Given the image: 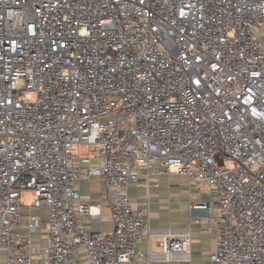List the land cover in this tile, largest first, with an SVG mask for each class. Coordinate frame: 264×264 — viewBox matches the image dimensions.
Wrapping results in <instances>:
<instances>
[{
	"label": "built area",
	"instance_id": "1",
	"mask_svg": "<svg viewBox=\"0 0 264 264\" xmlns=\"http://www.w3.org/2000/svg\"><path fill=\"white\" fill-rule=\"evenodd\" d=\"M163 174L206 185L211 262L264 264V0H0L5 264L189 261L186 228L136 250L156 230L127 187Z\"/></svg>",
	"mask_w": 264,
	"mask_h": 264
},
{
	"label": "crops",
	"instance_id": "2",
	"mask_svg": "<svg viewBox=\"0 0 264 264\" xmlns=\"http://www.w3.org/2000/svg\"><path fill=\"white\" fill-rule=\"evenodd\" d=\"M92 161H95L91 154ZM86 165H83V168ZM150 186L146 180L141 178L137 184L127 187V194L135 207L141 208L148 213L149 224L156 230L151 237L143 236L136 250L151 248L157 250V241L160 231L167 228H186L191 234L190 260L186 262H153L152 264H219L209 260L210 253L214 247L216 228L204 220L194 216L189 210V203L207 199V187L204 183L198 184L194 180L177 174L151 175ZM153 184H157L156 186ZM101 178L92 176L82 179L78 188L83 193L91 196V203L99 205L101 218L99 220L85 219L86 227L90 231L108 232L112 229L108 199L100 191ZM27 205V204H25ZM23 218L27 215H38L44 222L47 218L46 210L31 211L25 206L21 212ZM22 234H27L25 228ZM39 232L33 238L39 240ZM37 260V259H36ZM0 264H5V253L0 248Z\"/></svg>",
	"mask_w": 264,
	"mask_h": 264
},
{
	"label": "rangeland",
	"instance_id": "3",
	"mask_svg": "<svg viewBox=\"0 0 264 264\" xmlns=\"http://www.w3.org/2000/svg\"><path fill=\"white\" fill-rule=\"evenodd\" d=\"M74 151H76V150L74 149ZM21 198H22V201H23L25 204H29L30 201H31V195H30L28 192L23 193V194L21 195Z\"/></svg>",
	"mask_w": 264,
	"mask_h": 264
}]
</instances>
